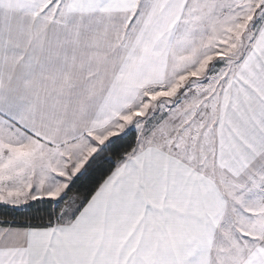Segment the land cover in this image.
Returning a JSON list of instances; mask_svg holds the SVG:
<instances>
[{"label": "snow or ice", "instance_id": "obj_1", "mask_svg": "<svg viewBox=\"0 0 264 264\" xmlns=\"http://www.w3.org/2000/svg\"><path fill=\"white\" fill-rule=\"evenodd\" d=\"M0 264H264V0H0Z\"/></svg>", "mask_w": 264, "mask_h": 264}]
</instances>
